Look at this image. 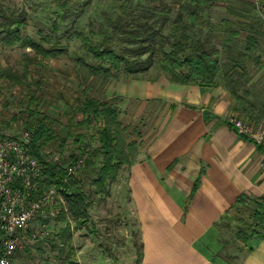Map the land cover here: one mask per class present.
Wrapping results in <instances>:
<instances>
[{"label": "rangeland", "instance_id": "obj_1", "mask_svg": "<svg viewBox=\"0 0 264 264\" xmlns=\"http://www.w3.org/2000/svg\"><path fill=\"white\" fill-rule=\"evenodd\" d=\"M159 1L0 0V27L7 15L23 14L21 38L27 36L40 45L37 48L22 45L21 40L12 45L0 41V134L29 135L32 142L39 125L45 123L53 136L44 143L40 138L39 145L33 146L38 149L40 155L35 153L39 159L48 161L59 156L61 162H67L84 158V165L66 181L63 174L56 172L57 166L53 167L55 176L45 172L41 190L55 188L58 203L53 216L38 217L34 226L47 222L49 233L31 242L29 231L25 232L23 243L9 264H139L142 247L131 207V165L148 158V141L168 107L158 99L125 97L116 87L128 81L136 85L162 74L171 80L167 71L171 65L159 58L147 71L127 74L97 59L90 48H103L108 43L115 48L128 46L114 28L125 18L129 26L124 27L129 29L150 14L155 19L162 17V12L153 7ZM203 1L202 19L189 32L201 38L207 36L211 41L217 52L219 72L213 80L193 78L207 86L221 84L232 93L237 114L230 113L227 119L248 118L254 124L264 125V0ZM164 2V12L170 18L164 27L168 33L179 22L178 3L196 1ZM254 9H260L263 15H251ZM183 12L189 20L186 7ZM86 97L109 102L117 113L112 126L123 144L120 168L104 184L98 179L102 160L99 130L103 120L82 122L85 116L80 106ZM74 192H81L85 201L76 200L72 208ZM255 208L253 202L238 205L222 217L217 225L222 255H241L246 246L238 232L240 228H245L246 233L251 231Z\"/></svg>", "mask_w": 264, "mask_h": 264}, {"label": "crops", "instance_id": "obj_2", "mask_svg": "<svg viewBox=\"0 0 264 264\" xmlns=\"http://www.w3.org/2000/svg\"><path fill=\"white\" fill-rule=\"evenodd\" d=\"M259 14L260 9L251 13ZM116 89L168 107L148 141V158L131 165L139 264H264V238L257 235L246 244L240 240L246 247L239 256L220 253L217 222L240 194H264V149L228 123L226 115L237 114L232 93L221 84L177 83L165 74Z\"/></svg>", "mask_w": 264, "mask_h": 264}, {"label": "trees", "instance_id": "obj_3", "mask_svg": "<svg viewBox=\"0 0 264 264\" xmlns=\"http://www.w3.org/2000/svg\"><path fill=\"white\" fill-rule=\"evenodd\" d=\"M195 1L194 4L191 2L178 3L180 11L177 14V20L179 22L168 33H165L164 27L170 18L164 12V0H160L158 4H153V7L162 12V17L157 16L155 19V16L150 14L148 15V19L143 22H136L129 29H125V27L129 26V20L125 18L124 20L121 19V25L114 28V32H117L119 38L128 43V46H118L115 48L108 43L103 48L99 45H93L90 50L97 59L102 62H109L115 68L123 69L127 74L145 72L154 65L155 59L161 58L171 65V67L167 68V71L174 81L198 84L199 81L195 80L193 76H198L204 80H213L219 72V61L216 49L212 46L207 36L201 38L199 35L195 36L196 34L189 32V30L195 28L199 19L200 21L202 19L200 12L203 10L202 6L204 5V1ZM185 7L189 14V20H186L184 17L183 8ZM24 21L25 16L23 14L7 15L6 21L0 27V41H6L12 45L21 40L20 44L22 45L27 44L39 48L40 45L35 43L31 38L27 36L21 38L19 29ZM40 48L42 51H45L42 46ZM176 68H180V70H176ZM105 70L110 72L108 68H105ZM80 111L85 116L82 121L83 123H91L95 119L103 120L99 130L98 150L102 160L98 179L101 184H104L112 173H114L113 177H115V173L120 168V155L123 144L120 143L112 126V123L117 121V113L113 105L109 104V102L99 101L91 97L84 98L80 106ZM48 131L49 129L45 123L39 125L31 142L32 148L36 144L39 145L40 138H42L41 143L48 142L52 138V132ZM243 137L247 138V136ZM257 145L259 149H264V145ZM35 151L40 155L38 149ZM42 162L46 163L43 159ZM48 167L45 172L50 177L51 175L55 176L54 169L51 166ZM56 172L63 174V177L66 175L64 168H60ZM198 185L199 178L194 182L193 191H195ZM65 193L70 192L66 191ZM71 195H73V198L70 200L71 207L75 204L76 200H78V203L85 201V196L81 192H74ZM250 202L256 205L252 213L253 220L249 225L251 231L246 233L245 228H240V232H238V237L245 244L254 235L264 238V194L257 198H247L246 194H240L233 208L238 205L243 206ZM83 204V210H86V204ZM222 220L223 218L220 219V221ZM220 221L216 225H219ZM142 255L141 250L139 255L140 259ZM71 264L79 263L72 262Z\"/></svg>", "mask_w": 264, "mask_h": 264}, {"label": "built area", "instance_id": "obj_4", "mask_svg": "<svg viewBox=\"0 0 264 264\" xmlns=\"http://www.w3.org/2000/svg\"><path fill=\"white\" fill-rule=\"evenodd\" d=\"M247 119L230 116L227 121L241 136L264 144V125L254 124ZM82 165L83 157L61 162L56 156L44 163L31 147L29 135L16 137L0 134V264L10 263L23 243L25 232L29 231L31 242L49 233L47 222L34 226L38 217L53 216L58 203L55 188L41 190L48 166L64 168L66 175L63 181H66Z\"/></svg>", "mask_w": 264, "mask_h": 264}]
</instances>
